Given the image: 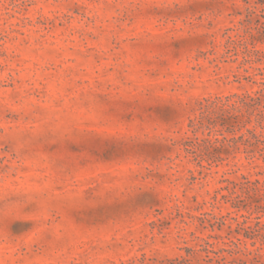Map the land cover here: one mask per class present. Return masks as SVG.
<instances>
[{
	"label": "rangeland",
	"instance_id": "obj_1",
	"mask_svg": "<svg viewBox=\"0 0 264 264\" xmlns=\"http://www.w3.org/2000/svg\"><path fill=\"white\" fill-rule=\"evenodd\" d=\"M264 0H0V264H264Z\"/></svg>",
	"mask_w": 264,
	"mask_h": 264
},
{
	"label": "trees",
	"instance_id": "obj_2",
	"mask_svg": "<svg viewBox=\"0 0 264 264\" xmlns=\"http://www.w3.org/2000/svg\"><path fill=\"white\" fill-rule=\"evenodd\" d=\"M262 85L264 86V83ZM263 92H264V89H262L261 91H258L257 93H255L256 97H251L249 95H247L246 97L248 99H250L251 101H259L260 100V96L263 95ZM257 126L261 130L258 135H256L255 129L247 130V133L250 134L252 136V138H258V137L263 135L262 132L264 131V115L262 113H259V120H258Z\"/></svg>",
	"mask_w": 264,
	"mask_h": 264
}]
</instances>
